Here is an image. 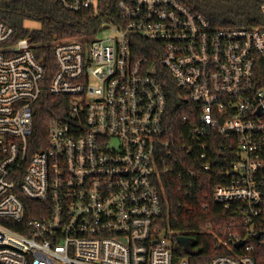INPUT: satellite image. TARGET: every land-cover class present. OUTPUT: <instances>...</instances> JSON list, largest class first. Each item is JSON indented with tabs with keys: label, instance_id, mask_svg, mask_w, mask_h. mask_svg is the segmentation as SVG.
Instances as JSON below:
<instances>
[{
	"label": "built area",
	"instance_id": "2783aa9c",
	"mask_svg": "<svg viewBox=\"0 0 264 264\" xmlns=\"http://www.w3.org/2000/svg\"><path fill=\"white\" fill-rule=\"evenodd\" d=\"M47 1L72 13L110 5ZM115 11L89 41L53 45L49 83L30 37L0 21V264H191L177 254L189 245L156 229L158 170L176 161L169 79L201 169L214 168V139L236 146L212 198L241 231L223 243L232 255L206 264H264V27H216L180 0H117ZM46 93L66 99L67 116L32 152Z\"/></svg>",
	"mask_w": 264,
	"mask_h": 264
},
{
	"label": "trees",
	"instance_id": "16d2710c",
	"mask_svg": "<svg viewBox=\"0 0 264 264\" xmlns=\"http://www.w3.org/2000/svg\"><path fill=\"white\" fill-rule=\"evenodd\" d=\"M193 12L202 15L216 27L263 28L262 5L264 0H180ZM95 13L92 10L72 13L47 0H3L0 2V21L13 26L18 38L30 37L36 55L47 71V83L56 73L53 45L67 41H89L98 33L103 22L115 17L117 0ZM37 21L40 28L30 30L26 21ZM140 48V55L153 57L149 44ZM171 120L175 140L173 153L176 161L170 171L159 168L156 181L161 194L163 213L156 229L172 233L174 241L186 237L190 241L188 250L180 248L177 254L187 258L191 264H206L223 255H232L233 247L223 245L231 235L241 231V220L234 210L214 203L213 192L219 182L223 168L230 166L236 157V146L231 142L214 139L212 157L214 168L204 172L197 158L189 154L186 142L191 126L189 118L183 120L189 110L180 109L181 98L174 82L169 79ZM186 108L189 106L185 100ZM183 104V105H184ZM68 106L62 97L44 94L36 106L34 135L30 141L32 152L48 146L50 127L67 116ZM187 143V144H186ZM220 144L222 149H220ZM30 210L39 208L36 203L26 201ZM28 209V212H29ZM31 216V215H30ZM27 220L29 214H27ZM8 226L21 231L18 226ZM234 251V250H233Z\"/></svg>",
	"mask_w": 264,
	"mask_h": 264
},
{
	"label": "rangeland",
	"instance_id": "374dc122",
	"mask_svg": "<svg viewBox=\"0 0 264 264\" xmlns=\"http://www.w3.org/2000/svg\"><path fill=\"white\" fill-rule=\"evenodd\" d=\"M25 26L30 29V30H37L40 28V23L37 22V21H26L25 22ZM110 33V30H102L100 33H99V36L98 38L99 39H104L105 37H107Z\"/></svg>",
	"mask_w": 264,
	"mask_h": 264
},
{
	"label": "water",
	"instance_id": "95a60500",
	"mask_svg": "<svg viewBox=\"0 0 264 264\" xmlns=\"http://www.w3.org/2000/svg\"><path fill=\"white\" fill-rule=\"evenodd\" d=\"M178 242L183 245V246H187L188 245V238L186 237H179L178 238ZM242 246V244H237L236 247L240 248Z\"/></svg>",
	"mask_w": 264,
	"mask_h": 264
},
{
	"label": "flooded vegetation",
	"instance_id": "af4514ba",
	"mask_svg": "<svg viewBox=\"0 0 264 264\" xmlns=\"http://www.w3.org/2000/svg\"><path fill=\"white\" fill-rule=\"evenodd\" d=\"M188 245H190V241H189V239H188Z\"/></svg>",
	"mask_w": 264,
	"mask_h": 264
}]
</instances>
